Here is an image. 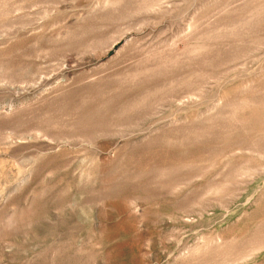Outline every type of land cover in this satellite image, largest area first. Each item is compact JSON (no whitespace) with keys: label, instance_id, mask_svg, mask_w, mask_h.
Wrapping results in <instances>:
<instances>
[{"label":"rangeland","instance_id":"374dc122","mask_svg":"<svg viewBox=\"0 0 264 264\" xmlns=\"http://www.w3.org/2000/svg\"><path fill=\"white\" fill-rule=\"evenodd\" d=\"M0 264H264V0H0Z\"/></svg>","mask_w":264,"mask_h":264}]
</instances>
